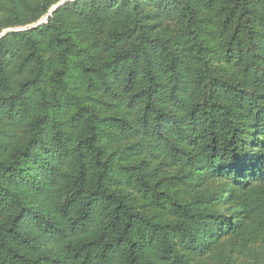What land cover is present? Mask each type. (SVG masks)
I'll list each match as a JSON object with an SVG mask.
<instances>
[{"label": "trees", "instance_id": "16d2710c", "mask_svg": "<svg viewBox=\"0 0 264 264\" xmlns=\"http://www.w3.org/2000/svg\"><path fill=\"white\" fill-rule=\"evenodd\" d=\"M62 1L0 0V264H264V0Z\"/></svg>", "mask_w": 264, "mask_h": 264}, {"label": "water", "instance_id": "95a60500", "mask_svg": "<svg viewBox=\"0 0 264 264\" xmlns=\"http://www.w3.org/2000/svg\"><path fill=\"white\" fill-rule=\"evenodd\" d=\"M66 1H67V0H64V1L60 2V3H58L56 6H54V7L52 8V10H53L54 8L58 7L59 5L63 4V3L66 2ZM52 10H51V11H52ZM51 11H50V12H51ZM7 31H9V30H7Z\"/></svg>", "mask_w": 264, "mask_h": 264}]
</instances>
